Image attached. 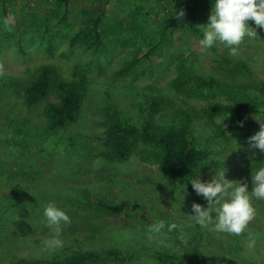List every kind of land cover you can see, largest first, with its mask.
Segmentation results:
<instances>
[{
	"label": "rangeland",
	"instance_id": "rangeland-1",
	"mask_svg": "<svg viewBox=\"0 0 264 264\" xmlns=\"http://www.w3.org/2000/svg\"><path fill=\"white\" fill-rule=\"evenodd\" d=\"M183 1L9 0L0 27V264L85 252L115 255L87 264H264V202L252 201L255 215L240 236L203 229L186 216L194 202L207 207L192 190V179L210 181L223 171L225 180L247 183L251 191V170L264 162L248 142L260 130L255 118L264 117V95L254 89L264 84V29L247 21L256 35L245 37L234 56L223 45L206 49L197 35L202 38L199 27L208 23L214 0H200L193 29L176 22ZM98 10L97 50L70 45ZM41 65H53L63 78L86 80L79 117L66 129L50 131L45 104L26 108L8 89ZM181 72L223 88L194 94L192 84L177 85ZM235 92L253 101L252 112L207 118L209 104L229 105ZM159 97L168 105L156 121L175 113L176 125L187 126L209 153L187 182L165 174L155 151L142 142L125 161L104 156V121L113 115L140 127ZM49 202L69 217L61 225L63 246L51 252L42 250L51 235L43 216ZM158 220L177 223L180 231L149 240L146 228Z\"/></svg>",
	"mask_w": 264,
	"mask_h": 264
},
{
	"label": "trees",
	"instance_id": "trees-1",
	"mask_svg": "<svg viewBox=\"0 0 264 264\" xmlns=\"http://www.w3.org/2000/svg\"><path fill=\"white\" fill-rule=\"evenodd\" d=\"M14 1L10 0V3L12 4ZM68 1L59 0L64 5ZM153 1L161 3L164 0ZM8 3L9 0H0V27L3 25L2 17L6 16V10L10 7ZM183 3V16L176 19V22L186 23L190 29H193L192 24L196 19L200 0H184ZM102 16V10H98L94 17L90 14L85 20L86 26L83 29H78L70 45L79 43L89 49L97 50L102 40L100 30ZM240 66L245 68L242 63ZM35 70V74L31 75L29 79L11 82L8 87L10 93L16 96L26 108L44 103V115L47 118V126L50 131L66 129L79 117L87 87L86 80L83 77L63 78L53 65H41ZM125 70L127 67L120 73ZM182 73H179L177 85L183 82L186 85L192 84V93L194 94L203 90L213 91L215 88H223L213 79L206 80L197 75H183ZM254 89L264 95V84L255 86ZM232 98L229 105L219 102L209 104L205 112L207 118L212 119L219 114H228L235 118L242 111H253L250 105L253 101L246 100L237 92L232 95ZM167 105L166 97H159L156 101H152L149 113L140 127L134 126L123 118V120L119 117L113 119L114 116L110 115L103 124L104 144L108 147L107 153L109 154L105 153L104 156L114 161H125L135 149L136 144L142 142L155 151V158L162 165L165 174L187 182L188 174L198 171L206 164L209 153L199 148L197 140L187 126L176 125L175 113L172 112L167 116V119L162 115L161 118L166 119L162 123L156 121ZM20 131H16L18 135ZM8 143L12 142L8 141ZM97 206L104 211L115 210L114 207L111 208L102 203H98ZM174 236L178 238L179 234L176 233ZM105 257H115V255L112 252H107L104 255L85 252L62 260L19 259L15 264H87ZM161 261L166 262L164 259Z\"/></svg>",
	"mask_w": 264,
	"mask_h": 264
},
{
	"label": "clouds",
	"instance_id": "clouds-1",
	"mask_svg": "<svg viewBox=\"0 0 264 264\" xmlns=\"http://www.w3.org/2000/svg\"><path fill=\"white\" fill-rule=\"evenodd\" d=\"M249 20L260 29H264V0H214L208 23L199 27L202 38L197 35L198 42L206 49L223 45L228 49V54L234 56L245 37L252 38L256 35L246 24ZM4 23L7 24V21ZM255 119L260 123V130L249 138V147L258 149L264 154V117L257 116ZM239 147L240 145L237 144L235 150ZM250 178L251 191L248 190L247 183L225 180L223 171H218L210 181L192 179L189 182L192 190L206 201L207 207L194 202L191 205L193 214L186 216L203 229L240 236L246 231L255 215L252 201L255 199L264 202V162L258 163L251 170ZM182 193L186 195L185 186L179 189L183 201ZM43 216L51 235L43 241L42 250L49 252L58 250L63 246L61 225L67 224L69 217L53 202H49L43 208ZM173 230L180 231V225L171 222L166 224L164 220H158L147 226L146 235L151 240L155 236H163L165 232L170 233ZM254 244L255 241L250 236L247 248L253 249Z\"/></svg>",
	"mask_w": 264,
	"mask_h": 264
}]
</instances>
